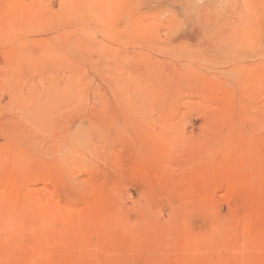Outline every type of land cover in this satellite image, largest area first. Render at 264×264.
Segmentation results:
<instances>
[{
  "label": "rangeland",
  "instance_id": "374dc122",
  "mask_svg": "<svg viewBox=\"0 0 264 264\" xmlns=\"http://www.w3.org/2000/svg\"><path fill=\"white\" fill-rule=\"evenodd\" d=\"M0 264H264V0H0Z\"/></svg>",
  "mask_w": 264,
  "mask_h": 264
}]
</instances>
